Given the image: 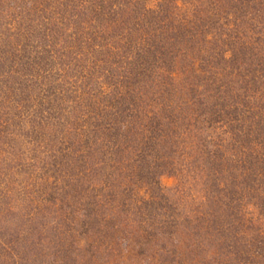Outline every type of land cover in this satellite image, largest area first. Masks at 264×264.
I'll use <instances>...</instances> for the list:
<instances>
[{
  "label": "trees",
  "instance_id": "16d2710c",
  "mask_svg": "<svg viewBox=\"0 0 264 264\" xmlns=\"http://www.w3.org/2000/svg\"><path fill=\"white\" fill-rule=\"evenodd\" d=\"M0 264H264V0H0Z\"/></svg>",
  "mask_w": 264,
  "mask_h": 264
},
{
  "label": "rangeland",
  "instance_id": "374dc122",
  "mask_svg": "<svg viewBox=\"0 0 264 264\" xmlns=\"http://www.w3.org/2000/svg\"><path fill=\"white\" fill-rule=\"evenodd\" d=\"M176 182V178L170 175H165L161 178V183L166 187L174 186Z\"/></svg>",
  "mask_w": 264,
  "mask_h": 264
}]
</instances>
